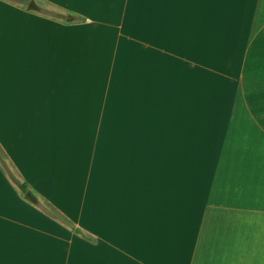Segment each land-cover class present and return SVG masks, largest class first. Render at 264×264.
Listing matches in <instances>:
<instances>
[{"label":"crops","instance_id":"0c3cea01","mask_svg":"<svg viewBox=\"0 0 264 264\" xmlns=\"http://www.w3.org/2000/svg\"><path fill=\"white\" fill-rule=\"evenodd\" d=\"M0 156V264H264V0H0Z\"/></svg>","mask_w":264,"mask_h":264},{"label":"trees","instance_id":"16d2710c","mask_svg":"<svg viewBox=\"0 0 264 264\" xmlns=\"http://www.w3.org/2000/svg\"><path fill=\"white\" fill-rule=\"evenodd\" d=\"M0 161L2 162L4 168L8 171V174L10 176V179L12 180V182L21 190V191H25L27 189V185L22 182L21 180H19L18 178H16L14 176V174H12L10 172V170L7 167L6 162L4 161V159L0 156ZM40 209L46 213L47 215L54 217L53 213L51 211H49L46 207H40Z\"/></svg>","mask_w":264,"mask_h":264},{"label":"water","instance_id":"95a60500","mask_svg":"<svg viewBox=\"0 0 264 264\" xmlns=\"http://www.w3.org/2000/svg\"><path fill=\"white\" fill-rule=\"evenodd\" d=\"M29 8H35L34 4L32 1L29 2ZM25 198L28 199V200H31V201H35V198L34 196L32 195L31 191L30 190H27L25 192Z\"/></svg>","mask_w":264,"mask_h":264},{"label":"rangeland","instance_id":"374dc122","mask_svg":"<svg viewBox=\"0 0 264 264\" xmlns=\"http://www.w3.org/2000/svg\"><path fill=\"white\" fill-rule=\"evenodd\" d=\"M48 209H49V208H48ZM49 211H51V210L49 209ZM51 212H52L53 215H54V217H52V218L57 219L58 216H57L53 211H51ZM55 215H56L57 217H56ZM58 218H59V217H58ZM58 220L60 221V218H59ZM60 223L66 226V224H65L63 221H60Z\"/></svg>","mask_w":264,"mask_h":264}]
</instances>
